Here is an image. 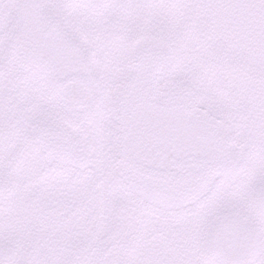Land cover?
I'll use <instances>...</instances> for the list:
<instances>
[{
	"label": "snow or ice",
	"instance_id": "snow-or-ice-1",
	"mask_svg": "<svg viewBox=\"0 0 264 264\" xmlns=\"http://www.w3.org/2000/svg\"><path fill=\"white\" fill-rule=\"evenodd\" d=\"M0 264H264V0H0Z\"/></svg>",
	"mask_w": 264,
	"mask_h": 264
}]
</instances>
